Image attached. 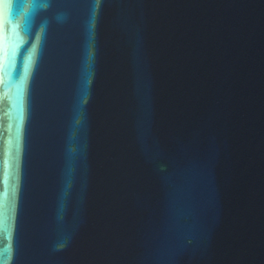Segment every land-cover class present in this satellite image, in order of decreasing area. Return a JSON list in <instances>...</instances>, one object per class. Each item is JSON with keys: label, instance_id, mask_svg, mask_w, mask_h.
I'll use <instances>...</instances> for the list:
<instances>
[{"label": "water", "instance_id": "water-1", "mask_svg": "<svg viewBox=\"0 0 264 264\" xmlns=\"http://www.w3.org/2000/svg\"><path fill=\"white\" fill-rule=\"evenodd\" d=\"M0 260L264 264V0H0Z\"/></svg>", "mask_w": 264, "mask_h": 264}, {"label": "snow or ice", "instance_id": "snow-or-ice-1", "mask_svg": "<svg viewBox=\"0 0 264 264\" xmlns=\"http://www.w3.org/2000/svg\"><path fill=\"white\" fill-rule=\"evenodd\" d=\"M187 181V186L185 188V190L187 192H189V194L192 193V191L194 190V187H195V184H194V175L192 176H189L185 179ZM195 202L194 198H193V203ZM181 253H183L184 250H180ZM13 260H14V257H13ZM0 264H7V262L3 261V260H0ZM150 264H174L173 261H152L150 262Z\"/></svg>", "mask_w": 264, "mask_h": 264}]
</instances>
